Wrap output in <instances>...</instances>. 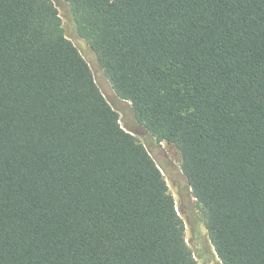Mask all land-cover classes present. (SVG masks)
<instances>
[{
	"label": "trees",
	"instance_id": "trees-1",
	"mask_svg": "<svg viewBox=\"0 0 264 264\" xmlns=\"http://www.w3.org/2000/svg\"><path fill=\"white\" fill-rule=\"evenodd\" d=\"M64 1L219 264H264V0ZM185 234L53 1L0 0V264H198Z\"/></svg>",
	"mask_w": 264,
	"mask_h": 264
},
{
	"label": "rangeland",
	"instance_id": "rangeland-1",
	"mask_svg": "<svg viewBox=\"0 0 264 264\" xmlns=\"http://www.w3.org/2000/svg\"><path fill=\"white\" fill-rule=\"evenodd\" d=\"M62 21L64 34L78 49L88 63L96 85L108 104L114 109L122 128L131 133L144 145L154 161L158 164L174 197L177 211L186 226V242L192 250L198 264H219V260L211 248L201 216L195 200L191 197L185 180L180 172V159L174 148L165 143H156L149 133L136 121L131 105L117 97L108 79L103 74L96 56L89 45L81 39L75 28L70 6L64 0H52Z\"/></svg>",
	"mask_w": 264,
	"mask_h": 264
}]
</instances>
